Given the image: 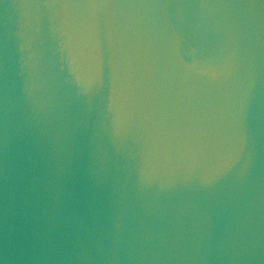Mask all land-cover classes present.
<instances>
[{
    "label": "water",
    "instance_id": "95a60500",
    "mask_svg": "<svg viewBox=\"0 0 264 264\" xmlns=\"http://www.w3.org/2000/svg\"><path fill=\"white\" fill-rule=\"evenodd\" d=\"M0 264H264V0H0Z\"/></svg>",
    "mask_w": 264,
    "mask_h": 264
}]
</instances>
